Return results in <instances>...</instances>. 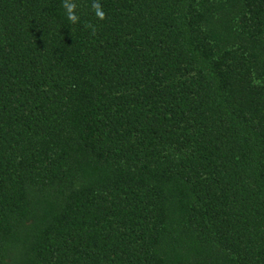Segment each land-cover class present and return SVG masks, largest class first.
<instances>
[{"label": "trees", "instance_id": "16d2710c", "mask_svg": "<svg viewBox=\"0 0 264 264\" xmlns=\"http://www.w3.org/2000/svg\"><path fill=\"white\" fill-rule=\"evenodd\" d=\"M0 264H264V0H0Z\"/></svg>", "mask_w": 264, "mask_h": 264}, {"label": "clouds", "instance_id": "9594fccd", "mask_svg": "<svg viewBox=\"0 0 264 264\" xmlns=\"http://www.w3.org/2000/svg\"><path fill=\"white\" fill-rule=\"evenodd\" d=\"M73 5L65 4V8L67 9V18L69 21L75 22L77 17L73 14ZM93 7L96 9V16L100 19H103L104 13L100 10V6L98 4H94Z\"/></svg>", "mask_w": 264, "mask_h": 264}]
</instances>
